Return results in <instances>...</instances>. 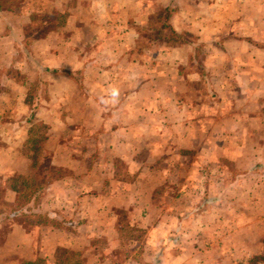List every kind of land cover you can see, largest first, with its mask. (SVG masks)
I'll return each instance as SVG.
<instances>
[{
    "label": "crops",
    "instance_id": "1",
    "mask_svg": "<svg viewBox=\"0 0 264 264\" xmlns=\"http://www.w3.org/2000/svg\"><path fill=\"white\" fill-rule=\"evenodd\" d=\"M165 10L183 40L136 51ZM35 160L67 174L27 201L14 179ZM261 172L264 0H0V264H102L99 238L121 264H245L264 249Z\"/></svg>",
    "mask_w": 264,
    "mask_h": 264
},
{
    "label": "rangeland",
    "instance_id": "2",
    "mask_svg": "<svg viewBox=\"0 0 264 264\" xmlns=\"http://www.w3.org/2000/svg\"><path fill=\"white\" fill-rule=\"evenodd\" d=\"M164 17H165V14L163 12H159V13L155 14V19L152 23V28L140 30L139 34H140V37L143 39L141 41L139 40L138 45L135 46L136 51L138 50L140 53H142V52H146L147 50L151 49L152 46L149 43L151 41L156 42V41L161 40V39H167V40H170L172 42L177 43L179 40H183V37H181V36L170 37L169 31H168V29H166L167 25L165 24L166 20ZM157 47L158 46H156V48ZM239 96H240V94H239ZM204 100H206V99H204ZM45 133H46L45 126L41 125L38 122L33 125V127L31 128V136H30L29 141H28L29 144L27 146L28 148H30V151L42 150L41 148L44 145ZM44 164H45V166H43L44 168H42V167L36 168L37 160H35L34 161V167L32 168L31 171L28 172V174L26 176L27 177L26 180H20V179L17 180L16 183L19 184V182L22 181L23 185H27V190H26L27 195H33L32 194L33 190H34L33 187L36 184H38V186L39 185L44 186V185H46L47 181L50 180L51 178L62 177V176H65L67 174L65 171H62V170L56 171L51 167H47L46 162H44ZM260 166L262 167V164ZM257 167L258 166H256V170L259 169ZM240 173H243V172L240 171L239 173H237V175H239ZM259 175H260L261 181H264V173L261 172V173H259ZM248 176H250V174ZM244 181H247V179ZM197 191L198 192L203 191L204 194L207 192L206 190H197ZM209 194L211 195V193H209ZM205 195H208V193H206ZM40 198H41V201L45 200V197H40ZM44 222L46 223V221H44ZM2 223L4 224L5 222H2ZM24 226L28 230L31 229L30 223H28V222H26L24 224ZM120 228H121V232H123V235H121V237H123L124 242L125 241H127V242L128 241H140L142 239V235H143L142 232L137 230V229H134L132 227L130 228L126 222H123L121 224ZM91 241H92L91 245L95 247V250H100L99 254H101V256H108L109 253L105 254V251L102 250L103 245H105L103 243V239L99 238V239H93ZM108 242H109V244L113 243L114 246L116 245V243H114L115 240L113 238H111V239L108 238ZM262 243L264 246V238L262 240ZM109 246L110 245H108V248H110ZM121 247H122L121 245L115 246L116 254H114V255L116 258H113V259L109 258L110 264H121V260H122V249H121ZM262 249H263V247H262ZM102 253H103V255H102ZM260 256L264 257V249L259 251V253H253L248 258V260L245 262V264H248L249 260L251 258L260 257ZM82 259H83L82 264H88L87 260L85 258H82ZM88 260H93V258L90 257V258H88Z\"/></svg>",
    "mask_w": 264,
    "mask_h": 264
},
{
    "label": "trees",
    "instance_id": "3",
    "mask_svg": "<svg viewBox=\"0 0 264 264\" xmlns=\"http://www.w3.org/2000/svg\"><path fill=\"white\" fill-rule=\"evenodd\" d=\"M164 14H165V17L164 18L166 20L167 19V16H168L166 10L164 11ZM166 29H168V28L166 27ZM168 31H169L170 37H179V35L176 34L175 32H173L172 30L168 29ZM27 174H26V176H27ZM26 176H24L21 179L22 180H26V178H27ZM19 179L20 178L17 177L14 180L17 181ZM51 180H55V178H51L50 180L47 181L46 184H48ZM29 197H30V195H27L26 194L25 195V200L28 201ZM16 207L18 208L19 206L17 205ZM26 211L27 212L30 211V212H28L26 214V217L27 218H30L31 217V219H33L34 218V213H31V210L30 209L29 210L27 209ZM114 254H116L115 251H112L111 253H109L108 256H101V254H99L97 258H98L99 262H101L102 264H110L109 258L110 259L116 258ZM82 260L83 259L81 258V252L73 251L71 249L57 248L55 250V252H54V255H53V262H52V264H82V262H83ZM21 264H46V263L44 262V260L39 259V258H36L33 261H24ZM248 264H264V257H262V256H260V257H253V258H251L249 260V263Z\"/></svg>",
    "mask_w": 264,
    "mask_h": 264
}]
</instances>
